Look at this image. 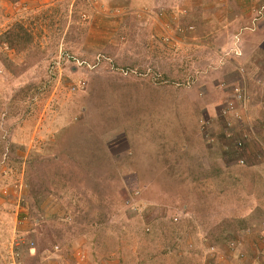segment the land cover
Instances as JSON below:
<instances>
[{
    "label": "rangeland",
    "instance_id": "rangeland-1",
    "mask_svg": "<svg viewBox=\"0 0 264 264\" xmlns=\"http://www.w3.org/2000/svg\"><path fill=\"white\" fill-rule=\"evenodd\" d=\"M0 264H264V0H0Z\"/></svg>",
    "mask_w": 264,
    "mask_h": 264
},
{
    "label": "built area",
    "instance_id": "built-area-1",
    "mask_svg": "<svg viewBox=\"0 0 264 264\" xmlns=\"http://www.w3.org/2000/svg\"><path fill=\"white\" fill-rule=\"evenodd\" d=\"M235 97L238 98L239 100L243 101L244 103H247L249 98H248V94L247 93H243L242 92V89H238L236 90L235 92ZM236 102V101H235ZM235 105H234V102L232 103H229V106L226 107L225 109V113L224 114H228V112H230L231 110H235ZM231 249L233 250L232 252H234L236 249H237V246L236 244H231ZM215 250V249H213ZM236 252V251H235ZM234 255V253H233ZM235 256V255H234Z\"/></svg>",
    "mask_w": 264,
    "mask_h": 264
},
{
    "label": "crops",
    "instance_id": "crops-1",
    "mask_svg": "<svg viewBox=\"0 0 264 264\" xmlns=\"http://www.w3.org/2000/svg\"><path fill=\"white\" fill-rule=\"evenodd\" d=\"M118 1V0H115ZM123 5H128V4H133V3H137L139 0H121ZM143 1V0H142Z\"/></svg>",
    "mask_w": 264,
    "mask_h": 264
}]
</instances>
